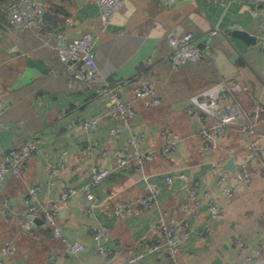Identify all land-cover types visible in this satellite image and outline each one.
<instances>
[{
    "label": "crops",
    "instance_id": "0c3cea01",
    "mask_svg": "<svg viewBox=\"0 0 264 264\" xmlns=\"http://www.w3.org/2000/svg\"><path fill=\"white\" fill-rule=\"evenodd\" d=\"M39 1L44 8L60 1L68 14L44 13L30 28H14L8 25L7 6L0 11V155L25 137L39 138L19 174L7 171L0 183V247L7 239L15 244L11 253L0 251L1 264H234L263 255L264 43L258 29L262 13L252 14L250 8L264 6V0H124L104 28L97 0ZM85 29L95 35L99 75L120 83L127 99L140 77H154L160 98L149 106L134 99L135 113L126 124L101 117L87 131L88 151L78 120L100 114L108 99L87 83L69 85L55 49ZM184 31L192 32L202 55L174 67L165 37ZM226 85L240 114L207 155L199 134L207 117L201 111L187 113L186 97ZM244 124H251L252 135L241 130ZM113 125L121 127L118 135L108 132ZM163 126L174 137L167 156L156 155L142 169L113 168L92 186L94 197H86L83 184L92 162L113 166L112 150L128 147L131 135L141 150L160 146ZM228 158L233 168L225 166ZM180 171L185 177L177 176ZM237 171L244 174L238 177ZM219 172L226 174L232 195L218 193ZM168 173L174 178L165 182ZM31 184L37 186L36 210L24 227L30 216L24 196ZM150 184L157 187L151 207L138 211L130 202L115 212L119 202L145 193ZM189 186L215 192L216 209L210 211L205 203L181 208L180 201H190ZM45 208L56 213L62 237L44 222ZM158 211L172 223L187 222L188 234L176 256L161 248L126 263L127 256L143 250L144 240L157 236ZM99 225L106 231L97 241L92 231ZM73 239L82 241L83 249L70 250L67 242Z\"/></svg>",
    "mask_w": 264,
    "mask_h": 264
},
{
    "label": "built area",
    "instance_id": "2783aa9c",
    "mask_svg": "<svg viewBox=\"0 0 264 264\" xmlns=\"http://www.w3.org/2000/svg\"><path fill=\"white\" fill-rule=\"evenodd\" d=\"M124 0H97L99 9V26L104 28L119 10ZM172 3L174 0H164ZM9 11L8 25L14 28H30L44 10L43 4L39 0H11L7 4ZM252 14L261 12L262 15L258 20L259 33L264 43V6L257 5L250 8ZM95 35L90 30H83L79 34L67 39L64 43L56 45V53L58 58L65 64V72L69 85L87 83L94 87V91L105 95L108 99V106L98 115L82 117L78 120V125L86 131L84 136L85 147L88 151L92 142L87 133L88 129L94 127L101 117H108L123 121L124 124L134 115L135 106L134 99L142 101L143 105L149 106L160 102L159 96L155 94L154 77L142 76L136 82L133 88V97L127 99L120 93V83H111L105 77L98 74L97 63L94 50ZM169 46V62L172 66L177 67L187 61L198 59L202 55L200 47L193 39L191 31H184L181 34L169 33L165 37ZM234 88V87H233ZM187 103L185 111L189 114L201 111L207 117V121H201L199 134L202 138V148L209 151L218 146L217 137L223 135L227 126L232 123L240 114V107L232 98V89L227 85L220 89H214L212 86L205 87L199 92L190 94L186 97ZM2 101L0 98V111ZM61 110L59 114H62ZM119 125L109 127L108 132L111 135H118ZM241 130L248 135H252L254 129L251 124H244ZM163 137V144L151 147L147 150H141L136 141V137L131 135L128 139V147H116L112 150L114 159L113 166L102 165L92 162L89 166V180L83 184L86 197L91 199L94 197L91 190L92 186L98 184L113 168H121L133 166L135 169H142L143 166L152 161L156 155L167 156L174 146V137L172 131L163 126L160 129ZM39 138L37 136L25 137L21 142L4 150L0 155V183L5 172L10 171L17 175L20 172L22 161L31 151L37 148ZM244 173L237 171L236 176L240 177ZM178 177H185L184 172L177 173ZM174 175L168 173L164 176L165 182H170ZM198 183V181H196ZM217 183L219 186L218 193L220 195H232L231 184L226 182V174L219 172L217 175ZM157 187L153 184L148 185L145 193L136 196L131 201L119 202L115 208V212H119L121 208L132 202L138 211L145 210L153 205L156 201ZM190 199H183L179 205L183 209H191L205 203L210 211L217 207V194L211 189H202L197 192V188L189 186L186 190ZM37 195V186L31 184L27 187L24 196L29 218L24 222L23 226L28 227L32 217L35 214L36 207L32 203ZM67 191H63L61 196H66ZM42 218L47 225L52 226L55 235L62 237L61 229L56 220V213L52 208H45L42 211ZM105 226L99 225L92 231V237L99 240L105 234ZM156 237L154 240H144L143 250H138L126 257V263H130L138 258L143 251H154L161 248L170 256L175 257L180 249L182 242L188 234L187 222L185 220L175 223L167 220L164 212L158 211L155 218ZM67 247L72 251L83 249L82 241L73 239L67 242ZM98 249L102 250V246L98 244ZM15 249L12 240L7 239L0 247L1 253H11ZM258 250H255L257 253ZM0 257V264H1ZM234 264H264V254L249 260H241Z\"/></svg>",
    "mask_w": 264,
    "mask_h": 264
},
{
    "label": "trees",
    "instance_id": "16d2710c",
    "mask_svg": "<svg viewBox=\"0 0 264 264\" xmlns=\"http://www.w3.org/2000/svg\"><path fill=\"white\" fill-rule=\"evenodd\" d=\"M11 0H0V11L3 9V8H5L6 6H7V4L10 2ZM60 11L61 13H62V16L63 15H67L68 13V10H66L65 8H64V6L63 5H61V2L60 1H53V2H49L47 5H46V7L44 8V10H43V12L41 13V15L37 18V20L36 21H38L39 19H40V17L45 13V16H46V14H50V13H54L55 11ZM57 15V14H56ZM53 16H55V13H54V15ZM56 17V16H55ZM35 21V22H36ZM34 22V23H35ZM33 23V24H34ZM32 24V25H33ZM19 28H22V27H19ZM29 28V27H28ZM95 92V91H94ZM96 93V92H95ZM225 134V133H224ZM223 134V135H224ZM223 135H219L218 137H217V141L219 140L220 141V143H221V138L223 137ZM219 143V142H218ZM215 149V147L214 148H212L211 150H209V151H206V152H208V153H206L207 155L208 154H210L213 150ZM218 209V208H217Z\"/></svg>",
    "mask_w": 264,
    "mask_h": 264
},
{
    "label": "water",
    "instance_id": "95a60500",
    "mask_svg": "<svg viewBox=\"0 0 264 264\" xmlns=\"http://www.w3.org/2000/svg\"><path fill=\"white\" fill-rule=\"evenodd\" d=\"M238 32L239 34H241V36L245 37L247 36L246 33H244V31H237V29L234 31V33ZM225 166L228 167V168H233L234 167V164H233V160L232 158H228L225 162Z\"/></svg>",
    "mask_w": 264,
    "mask_h": 264
}]
</instances>
